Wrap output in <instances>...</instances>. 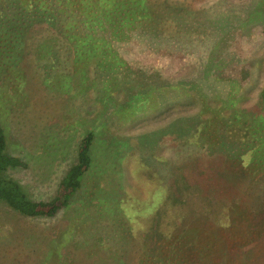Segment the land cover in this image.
<instances>
[{"label": "trees", "instance_id": "obj_1", "mask_svg": "<svg viewBox=\"0 0 264 264\" xmlns=\"http://www.w3.org/2000/svg\"><path fill=\"white\" fill-rule=\"evenodd\" d=\"M206 2L0 0V99L5 106L10 108L13 98L20 100L30 84L42 79L47 83L42 74L49 63L64 61V69L78 73L83 84L74 114V131L80 132L75 156L52 198H33L10 174L27 164L8 150L0 120V204L20 217L56 218L84 191L86 175L95 164L101 172L111 166L106 171L110 177L111 171L122 169L121 158L134 150L147 167L146 175L158 179L162 188L150 203L149 224L140 235L151 249L162 246L171 232L181 239L191 233L200 236L203 229L220 232L235 216L245 215L241 210L257 223L264 218V75L252 105L237 106L230 92L233 85H245L259 73L239 42L249 49L248 30L264 34V0H226L212 6ZM168 23L172 27L165 26ZM216 82L227 92L211 94L205 89H215ZM100 91L102 106L113 107L98 116V124L80 125V118L89 113V106L82 111L81 106L87 96L93 99ZM156 91L170 95L159 100ZM172 95L178 96L177 110L165 132L150 138L113 134L119 113L137 117L138 105L164 111ZM209 97L217 106H208L206 112L180 109ZM164 142L171 144L172 155L158 163L154 153ZM84 201L81 206L87 208ZM123 211L113 209L108 219L114 247L119 230L133 239L127 226L132 214ZM222 215L227 223L221 222Z\"/></svg>", "mask_w": 264, "mask_h": 264}, {"label": "rangeland", "instance_id": "obj_2", "mask_svg": "<svg viewBox=\"0 0 264 264\" xmlns=\"http://www.w3.org/2000/svg\"><path fill=\"white\" fill-rule=\"evenodd\" d=\"M198 1L194 0L195 3ZM224 1L226 0H207L205 5L212 6L213 3ZM160 13L162 14V10L157 12ZM165 26L170 28L172 23ZM248 33L249 49L243 42L239 44H242L244 55L253 59L254 66L259 67V73H254L252 79L257 77L256 80L250 79L245 85H233L230 92L233 93V98L238 99L237 106L253 104L264 75V34L259 33L257 28L248 30ZM63 62L57 61L54 65L49 63L47 71L42 74L43 78H47V83H43L44 79L37 75L38 79H42L41 82L30 84L20 100L11 99L8 104L12 107H6V103L0 99V120L6 131L8 150L27 164L24 168L11 170L10 174L35 199L52 198L59 180L75 156L80 136V132L74 131L77 129L74 114L78 112L82 101L81 95L77 93L82 80L78 73L64 69ZM37 72L36 69L35 75ZM91 74L89 71L88 77ZM96 79L102 80V73L98 72ZM219 83H215L213 90L205 89L211 94L227 92L226 88L220 90ZM87 84L86 81L85 86ZM91 93L93 95H89L94 96L95 93ZM165 93L167 92L156 91V96L160 100L165 97ZM98 96L96 94L93 99L87 96V102L81 106V111L89 106V113L86 112L80 118V125L98 124L95 122L98 116L108 106L113 107L112 103L103 107L101 91ZM177 99V95H172V104L169 106L170 103H167L164 111L154 108L144 110L138 105L135 108L137 117L126 111L119 113L113 126L116 127L113 134L128 138L146 134L150 138L165 132L163 130L171 126L169 123L172 121V114L177 110ZM208 106H217L210 97L207 100L199 99L180 109L190 110L195 107L206 112ZM106 127L112 128L109 123ZM217 129L216 126L215 133ZM202 136L206 138L207 134ZM170 145L164 142L156 147L158 152L154 154L158 163L164 162L166 155H172ZM96 149L99 152L100 149ZM136 153L133 150L122 157L119 163L122 169L111 171L110 177L106 171L109 172L111 166L101 172L102 167L95 160L97 164L84 180V191L69 209L62 211L56 218L20 217L1 203L0 264H264V218L257 223L250 220L244 210L241 212L245 215L235 216L232 225L222 228L220 232L203 229L200 236L191 233L183 239L176 235L172 237L171 232L162 241V246L157 244L155 249H151V243L143 241L140 235L149 224L150 203L156 201L155 194L162 191V188L158 179L146 175L147 167L140 163ZM98 155L102 157L101 152ZM84 200L87 201V208L81 206L86 203ZM113 209L121 212L129 209L132 214L127 226L131 227L133 239L125 238L127 232L119 230L120 237L118 236V245L115 244V247L108 220H111ZM220 219L222 223L228 222L225 215L220 216ZM191 239L196 243H190Z\"/></svg>", "mask_w": 264, "mask_h": 264}]
</instances>
